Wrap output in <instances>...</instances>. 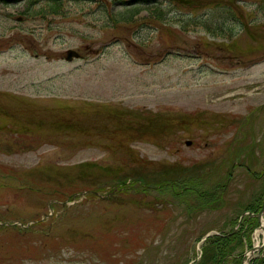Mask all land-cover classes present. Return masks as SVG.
I'll return each mask as SVG.
<instances>
[{
	"label": "rangeland",
	"instance_id": "obj_1",
	"mask_svg": "<svg viewBox=\"0 0 264 264\" xmlns=\"http://www.w3.org/2000/svg\"><path fill=\"white\" fill-rule=\"evenodd\" d=\"M169 1L133 16L122 0H0V264H198L203 235L232 230L228 264H246L260 228L240 221L264 202L247 170L264 168V0ZM214 6L221 38L198 24ZM119 175L143 183L87 201Z\"/></svg>",
	"mask_w": 264,
	"mask_h": 264
},
{
	"label": "trees",
	"instance_id": "obj_2",
	"mask_svg": "<svg viewBox=\"0 0 264 264\" xmlns=\"http://www.w3.org/2000/svg\"><path fill=\"white\" fill-rule=\"evenodd\" d=\"M218 7L219 6L212 7V10H214V11L219 10L220 8H218ZM216 18H217V16L215 14H213L212 16L207 14V17H205V19L208 23L211 21L212 24L214 25V31L218 32L220 27L218 26V21L216 20ZM228 243H229V241H225L224 239H221L219 237L210 238L208 241V245L205 246V248H204L203 262H206L208 260L209 261L212 260L214 262V264H217L215 259L223 258L226 255V250H228V248H229ZM208 254H210V255H208Z\"/></svg>",
	"mask_w": 264,
	"mask_h": 264
},
{
	"label": "bare ground",
	"instance_id": "obj_3",
	"mask_svg": "<svg viewBox=\"0 0 264 264\" xmlns=\"http://www.w3.org/2000/svg\"><path fill=\"white\" fill-rule=\"evenodd\" d=\"M262 223L264 224V220L262 221ZM261 233H264V232L260 229L255 234L256 235V239H257L256 247H260V242L258 241V238H259V236H260Z\"/></svg>",
	"mask_w": 264,
	"mask_h": 264
},
{
	"label": "water",
	"instance_id": "obj_4",
	"mask_svg": "<svg viewBox=\"0 0 264 264\" xmlns=\"http://www.w3.org/2000/svg\"><path fill=\"white\" fill-rule=\"evenodd\" d=\"M73 57H78V54L73 52V51H70L68 53V60H71ZM262 212H264V208H263Z\"/></svg>",
	"mask_w": 264,
	"mask_h": 264
}]
</instances>
